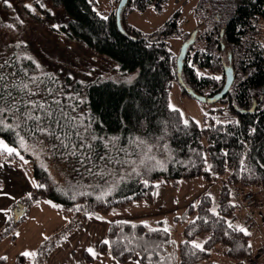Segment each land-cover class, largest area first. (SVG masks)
I'll use <instances>...</instances> for the list:
<instances>
[{
	"label": "trees",
	"instance_id": "trees-1",
	"mask_svg": "<svg viewBox=\"0 0 264 264\" xmlns=\"http://www.w3.org/2000/svg\"><path fill=\"white\" fill-rule=\"evenodd\" d=\"M53 1L63 7L69 18V36L116 63L123 79L69 82L65 91L51 76L33 82L30 78L36 64L31 59L11 58L5 69L0 68L5 91L18 100L47 101L52 104L55 119H61L63 108L67 117L61 120L63 129L45 119L39 109L33 115L41 116L42 125H51L56 137L63 138L64 132L72 136L64 140L69 145L66 149L52 135L29 132L28 129L35 128V121L21 123L23 117L12 113L5 117L6 124L15 128L21 123V127L15 131L5 128L0 131V139L15 147L20 155L0 154V163L29 162L36 184L43 187L35 186L29 193L31 198L28 194L13 206L15 209L22 204L26 213L19 222L15 223L13 218L8 222L0 240L13 236L29 209L39 202H51L70 220L67 227L40 247L35 260L21 256L17 264H45L48 255L69 233L83 227L90 217L105 218L140 203L154 206L163 186L177 188L181 182L196 179L211 185L221 178L225 184L217 207L212 196L205 193L186 209L183 241L179 245L169 230L164 231L163 222L116 221L108 231L111 254L120 263L139 254L141 264H201L223 245L228 259L250 264L258 257L264 229L260 247L254 252L251 234L245 235L237 225V214L247 208L238 198L234 200L232 192L236 191L238 197L245 190L247 195H255L254 188L264 191V45L257 41L259 24L264 21V0H209L216 3L214 12L222 11L227 19L220 25L214 19L215 28L207 36L209 44L205 48L193 53L190 49L182 79L187 88L206 98L224 88L225 66L234 70L235 82L228 95L218 102L224 106L221 110L211 108L204 114L202 125L190 119L187 126L181 112L170 108L171 90L179 81L177 57L166 39L178 34L179 13L161 30L144 35L134 28L129 33L122 31L116 11L105 19L96 10L97 0ZM120 1L117 0L118 4ZM167 2L129 0L123 13L146 11L151 5L161 11ZM22 82L39 94L29 96L27 90L22 92L12 86L22 87ZM181 92L193 99L183 87ZM54 100L60 103H52ZM209 112L224 117L218 121ZM77 131L82 133L85 143L91 136L104 138L91 141L95 156L105 152V141L116 137L108 143L109 155L123 163H109L103 177L90 173L88 165L79 162L84 159L79 152L76 156L68 154L72 145L81 143L74 134ZM21 136L29 146L27 149L19 146ZM108 170L111 174H107ZM93 171L98 173L99 169ZM202 235H206L203 251L192 247ZM107 249L108 244H102L101 251L106 253ZM259 263L264 264L261 259Z\"/></svg>",
	"mask_w": 264,
	"mask_h": 264
},
{
	"label": "rangeland",
	"instance_id": "rangeland-1",
	"mask_svg": "<svg viewBox=\"0 0 264 264\" xmlns=\"http://www.w3.org/2000/svg\"><path fill=\"white\" fill-rule=\"evenodd\" d=\"M97 3L96 10L103 17L110 16L118 7L117 0H97ZM215 4V2L209 0H168L161 11H157L155 7L151 5L146 11H134L128 15L122 13L121 26L127 33L130 32V28H134L144 35H151L161 30L167 22L173 19L176 13H179L177 18L179 20L178 34L166 39L171 52L178 58L183 45L191 39L192 35L196 34V40L192 46L191 53L205 48L207 43L209 44L207 36L215 28L214 19L218 25L222 24L227 19L222 11H218L217 13L214 12L213 9ZM25 5H30V8L25 7ZM259 25H261V31L257 41H260L262 45H264V21H261ZM68 27L69 18L67 14L63 7L56 4L53 0H0V64H3L5 69L11 58L15 59V57H17L20 59H31L36 64V70L32 75V77L36 78L35 81H40L41 78L51 76L56 79V82L59 83L62 90L65 91L67 90V87H70L69 82L90 83L98 79H123L116 63L105 56L93 52L83 44L71 38L69 36ZM226 61L227 59L225 57L224 62ZM218 102L207 103L184 97L178 83H175L171 90L170 104L172 108L178 109L185 120L193 119L200 125L203 124L204 114L207 110L216 107L221 110L224 107L222 104H218ZM208 114L218 118V121H222V118L224 117L221 113L216 115L215 113L209 112ZM1 157L2 156L0 155V158ZM4 163H0V165ZM14 166L18 168L20 167L22 171H24L23 180L26 182L25 185H27V178L25 177L30 178V188L33 189L36 185V181L33 177L31 164L23 161V163L15 164ZM10 173V171L7 172L0 168V234L6 228L8 222L14 219L15 209L10 208L9 210L11 211L6 209L8 208V201L14 200L13 198L18 196L19 192L22 191L21 185H16V183H14L16 178L12 177ZM196 180L198 181L201 179ZM196 180L181 182L177 188L172 186L161 187L158 190L154 206L140 203L123 210L114 211L109 215V218L105 217L100 219H105V221L106 219H111L114 220V222L118 220L138 221L143 223L152 222L151 224H154L155 222L156 224L163 222L164 227L170 231L173 240L178 243L182 242V232L186 222L182 221L185 219H183V209H180V207L184 202L188 201V199L203 193L204 191L212 196L214 207H217L220 200L221 188L225 184V179L221 178L215 180L211 185H206L207 187L204 186L202 188L201 183L196 182ZM245 191L238 193L240 194L238 197H236V191H233L232 196L234 197V200L235 198H240L243 194L245 195ZM252 193H254L261 204L264 205V191L254 188L252 189ZM248 195L246 194V196ZM246 196L243 199L244 203H246ZM259 201L255 208H248L245 204L247 209H244L237 214V225H239V227H243L244 224L248 227V225H251L254 222L252 226L255 229L258 228L259 223L256 222L255 217L259 215L256 212L261 206ZM39 206L54 210L56 209V211H58V208L51 202H41ZM34 208H30L31 210L29 209V211L33 212ZM8 216H11V218L6 223V226L3 227L2 224ZM29 217L30 214L28 213L25 219H29ZM91 218L97 217H90L87 222ZM23 221L19 223V231H22V228L26 223ZM68 222L70 223V220H68ZM86 224L81 228L73 230L74 233L75 231L84 229L83 241L78 244L71 242L70 236L72 235V232L69 233L64 241L65 244H63V242V245L60 244L59 247H56L54 249L55 251L53 253L51 252L52 254L50 258L48 260L46 259L47 264H49V261L54 254L58 259L63 260L58 264H81L80 262L84 257L83 251L76 248L84 250L92 248L94 252L100 249V244L105 238V232L98 229L94 230L96 231V234L92 233L94 231L90 230ZM65 227L54 232L48 237V239H44L36 248L31 244L25 248L24 252L31 251L36 253L35 257L27 258L30 261L35 260L40 247ZM244 229L250 233L249 229ZM36 239H38L37 236L32 239L31 243ZM205 239L206 235H202L196 240V243L202 245ZM18 240L19 244L17 247L23 246V244L26 246V243H23L22 238H19ZM2 245L0 246L1 250ZM252 245L257 252L258 241L256 237L255 239L253 238ZM108 246L110 248L109 243ZM67 247L76 249V253H72V255L70 254L68 256L65 255L63 258L58 256L61 251L59 249L67 251ZM87 253L88 254L85 257L86 259L93 256L88 251ZM19 256L21 257L24 255L23 253H19ZM137 256L140 255L136 254L133 260L131 259L130 262L127 263H120L116 259L115 260L118 263L115 260L114 261L116 264H136L138 263V258H135ZM4 260H6V262L0 261V264H11L6 258H4ZM212 263L237 264L224 255L223 245L218 246L212 252L210 259L201 264Z\"/></svg>",
	"mask_w": 264,
	"mask_h": 264
},
{
	"label": "crops",
	"instance_id": "crops-1",
	"mask_svg": "<svg viewBox=\"0 0 264 264\" xmlns=\"http://www.w3.org/2000/svg\"><path fill=\"white\" fill-rule=\"evenodd\" d=\"M0 168L2 170H6L7 172L10 171L11 172L10 174L12 175V177L16 178L14 183H16V185L20 184L21 189H22V191L19 192V195L16 196L15 198H13L14 200L8 201V203H7L8 208H6V209L9 210L10 208H13V206L16 203H18L22 198L26 197L25 195H28L29 192L32 190V188H30V178L25 177V178H27V185H25L26 182H24V180H23L24 179V176H23L24 171H22V169L20 167L18 168L12 164L4 163V164H2V166H0ZM196 182L201 183L202 188L204 186L205 187L209 186L208 183H206L202 180H198V181L196 180ZM15 189H16V187H15ZM205 193H206V191H204L203 193H200V194L188 199V201L184 202L183 205L180 207V209H183V215H184L186 209L191 204L195 203ZM240 198H238V200L240 201L239 203L243 204V199L245 198V195L241 196ZM40 203L41 202L36 203L32 206L33 208L35 207L33 212L32 211L28 212L30 214V217H29V219H25L27 221H25V220L23 221L26 223L24 224L22 231H19L20 227H18L19 226V224H18V226L15 229L13 236H6L0 240V246L3 244L2 250H5V251H2L0 248V261L1 262H3V261L6 262V260H4V258H6L8 261H10L11 264H17L18 257H20L19 253H24L25 248H27L30 244L32 246H34V248H36L44 240V237H50L54 232L60 230V228H63L69 224V222H68L69 218L64 213L60 212L59 209H58V211H56V209L54 210V209L42 207V206H39ZM260 205H261L260 209H257V211H256L259 215H257V217H255L256 222L259 223L258 228L255 229L252 226V224L254 222L251 225H248V227H251V228H248L245 224L242 227V228H247L250 230V234L252 236V244H253V238L255 239V237H256V239L258 241L257 249L260 247V244H261V235L260 234H261V231L264 229V205L261 204V202H260ZM9 211H11V210H9ZM10 218H11V216H8L6 218V220H4V222L2 224L3 227L6 226V223L9 221ZM106 218H109V216ZM251 220H253V219H251ZM112 222H114V220L106 219V221H105V219L91 218L87 222L86 225L90 228V230L94 231V230L101 229L103 232H105L104 233L105 238L103 240V241H105V240H108V231H109L110 224ZM134 222H138V221H134ZM140 223H143V222H140ZM151 223L152 222H147V224H151ZM154 224H156V222ZM247 224H250V223H247ZM87 226H85V227H87ZM83 230L84 229H82L80 231H75L74 233L72 231V235L70 236L71 238L69 237L71 239L70 241L74 242L75 244L82 242L83 237H84ZM92 233L96 234V231H94ZM36 236L38 237V239H36L34 242L31 243L32 239ZM19 238L23 239V243H26V246L23 244V246L17 247V245L19 244V240H18ZM103 241L100 244V249L95 252L96 255L91 256L89 259L85 258L86 255L88 254L87 250L76 248L78 250L83 251L84 257L80 263L81 264H116L115 263L116 260L112 256L109 246H108L106 253H103L101 251V245L104 244ZM180 243L181 242H179V243L176 242L177 245H179ZM63 244H65V242ZM63 244H61V245H63ZM59 246H57V247H59ZM67 249H68L67 251L63 250V249H59L61 251H60V254L58 256L63 258L65 255L68 256L70 254L72 255V253L73 254L76 253V249H74V248H68L67 247ZM54 251L55 250H53L52 253ZM28 252H31V251H28ZM254 252H256V251L254 250ZM52 253L49 254L47 260L50 258ZM54 255H52V257L49 261V264H53V263L58 264V263L63 261V260L58 259ZM133 258H132V260H133ZM135 258H138V263H136V264H141L140 256H137ZM47 260H46L45 264H47Z\"/></svg>",
	"mask_w": 264,
	"mask_h": 264
},
{
	"label": "snow or ice",
	"instance_id": "snow-or-ice-1",
	"mask_svg": "<svg viewBox=\"0 0 264 264\" xmlns=\"http://www.w3.org/2000/svg\"><path fill=\"white\" fill-rule=\"evenodd\" d=\"M25 7H29L30 5H25ZM106 19V17H105ZM4 67L3 64H0V68ZM33 80V82H35V77L30 78ZM216 79H219V77H216ZM4 80L5 77L3 75H0V131L4 130L5 128L8 129H12L13 131H15V128H19L21 127V123H26V121L28 120H33L36 122L35 124V128L34 129H28L29 132L32 131H39L41 133H47L49 135L54 136L57 139L61 140V143L64 145V147L67 149L69 148V145L64 143V140H70L72 138L71 134L64 132L63 138L61 137H56L55 134V130L51 127V125L49 126H44L41 123V116L38 115H33V112L36 111L37 109H39L41 112H43L45 114V119H50L52 121V124H55L57 126H60L61 129H63V125L61 124V120H67V117L63 114V108L60 109L61 111V119H55V112L52 108V104L48 103L47 101H45L44 103H40L37 101H32V100H24L23 98L21 99H17L15 96H12V93L10 91H5V85H4ZM13 87H17L18 90L20 91H24L27 90V94L29 96H35L38 95L39 92L37 90H32L29 88V84L28 83H23L22 82V87L19 85H12ZM39 88V85H37V89ZM52 103L54 104H59L60 102L58 100H54ZM24 109L23 111H21V109ZM170 108H172V106L170 105ZM173 111H179L178 109L172 108ZM8 113H12V114H18L20 117H23V121L21 123H17L15 125V128H13L12 125L6 124L5 123V117ZM185 126L188 125V121L185 120L184 121ZM87 129L85 128V131ZM75 136H77L78 138L81 139V143L79 145H72L71 146V150L69 151V155H73L76 156L77 152H79L84 159L80 160L79 162L83 165V164H87L88 165V171L90 173H92L93 175H101V177H103V175H105L106 170L108 169V165L109 163H120L122 164L123 162L116 159L115 157L109 155V151H108V143L110 141H114L117 138L116 137H112L109 138L108 141H105V152L100 153L98 156H95V149L93 146V143L91 141H96V140H104L103 137H96V136H91L89 139V142L85 143V138L83 137L82 133H80L79 131L74 133ZM38 144L42 143L40 141H37ZM140 143H143V141H140ZM19 146L21 148H25L27 149L29 146L26 145L25 139L24 137H20L19 140ZM113 147H115V144H113ZM85 149H87V151H85ZM120 151H125L124 149H120ZM7 154V155H12L13 153H15L17 156H19V152L17 151V149L15 147L9 146L7 143H5L3 140H0V154ZM20 159L23 160V156H20ZM96 160H99L101 162H103L102 164H98L96 163ZM25 163H27V161H25ZM2 166V165H0ZM93 169H99V172H94ZM107 174H111V171L108 170ZM145 183H147V181H145ZM36 187L40 188L43 187V185L40 184H36ZM29 198H31L30 194H29ZM229 226L232 227V225L229 223ZM239 231L243 232L245 235H250V233H248L246 231V229L244 228H239ZM165 232L168 231V229H164ZM44 239H48V237H44ZM104 244H108L109 241L105 240L103 241ZM192 247L200 249L201 251H203V247L202 245H200L199 243H193ZM249 247H251V245H249ZM87 251L92 254L93 256L96 255V253L94 252V250L92 248L87 249ZM24 256L26 257H35L36 253L35 252H24L23 253Z\"/></svg>",
	"mask_w": 264,
	"mask_h": 264
},
{
	"label": "water",
	"instance_id": "water-1",
	"mask_svg": "<svg viewBox=\"0 0 264 264\" xmlns=\"http://www.w3.org/2000/svg\"><path fill=\"white\" fill-rule=\"evenodd\" d=\"M128 1L129 0H121L116 10L117 24L122 31L123 28L121 26V15L128 4ZM195 40H196V34L192 35L191 39L183 45L180 55L177 58V77H178L179 85L187 91L188 95H190L191 97H193V99L197 101L216 103L222 100L223 98H225L230 92L232 86L234 85L235 82L234 70L231 67L225 66L224 68L226 75L225 86L220 93H218L217 95L211 98L200 96L196 94L192 89L187 88L182 79V74H183L184 62L187 59L190 49L195 43ZM25 213H26L25 207L22 204H19L14 211V222L15 223L19 222L21 218L25 215Z\"/></svg>",
	"mask_w": 264,
	"mask_h": 264
},
{
	"label": "built area",
	"instance_id": "built-area-1",
	"mask_svg": "<svg viewBox=\"0 0 264 264\" xmlns=\"http://www.w3.org/2000/svg\"><path fill=\"white\" fill-rule=\"evenodd\" d=\"M246 206L248 208H255V206L258 205V200L255 195L249 194L246 196ZM259 259H261L264 262V232H263V243L259 250L258 257L254 258L253 261L250 262V264H260Z\"/></svg>",
	"mask_w": 264,
	"mask_h": 264
}]
</instances>
